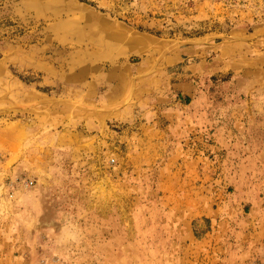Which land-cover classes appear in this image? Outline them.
<instances>
[{"label":"rangeland","instance_id":"1","mask_svg":"<svg viewBox=\"0 0 264 264\" xmlns=\"http://www.w3.org/2000/svg\"><path fill=\"white\" fill-rule=\"evenodd\" d=\"M0 264H264V0H0Z\"/></svg>","mask_w":264,"mask_h":264}]
</instances>
